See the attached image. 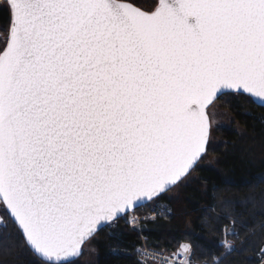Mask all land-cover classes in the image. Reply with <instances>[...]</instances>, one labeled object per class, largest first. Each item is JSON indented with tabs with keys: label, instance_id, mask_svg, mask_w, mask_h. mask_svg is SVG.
I'll return each instance as SVG.
<instances>
[{
	"label": "snow or ice",
	"instance_id": "6c2138e0",
	"mask_svg": "<svg viewBox=\"0 0 264 264\" xmlns=\"http://www.w3.org/2000/svg\"><path fill=\"white\" fill-rule=\"evenodd\" d=\"M0 13V224L33 264H77L121 220L142 234L136 210L207 158L216 101L264 108V0H0ZM220 219L207 260L191 243L136 253L221 264L213 250L250 241ZM258 252L264 264V240Z\"/></svg>",
	"mask_w": 264,
	"mask_h": 264
},
{
	"label": "trees",
	"instance_id": "16d2710c",
	"mask_svg": "<svg viewBox=\"0 0 264 264\" xmlns=\"http://www.w3.org/2000/svg\"><path fill=\"white\" fill-rule=\"evenodd\" d=\"M216 102L231 114L238 128L217 129L221 142L208 154L214 164L201 166L173 189L175 193H169L159 204L163 210L155 208L158 205L138 208L135 213L139 215L157 209L153 218L136 225L145 229L142 234L131 231L124 220L99 232L92 240L97 253L95 264H137L140 259L135 249L139 245L171 254L182 243L198 245L207 260L206 242L224 239L217 229L229 226V221L220 219L226 214L237 218L241 233L238 238L229 236L230 241L239 247L248 235L250 243L243 253L228 255L224 249L220 253L213 250L212 259H220L221 264H258V249L264 240V108L244 99ZM0 264H33L32 255L11 223L0 229Z\"/></svg>",
	"mask_w": 264,
	"mask_h": 264
},
{
	"label": "rangeland",
	"instance_id": "374dc122",
	"mask_svg": "<svg viewBox=\"0 0 264 264\" xmlns=\"http://www.w3.org/2000/svg\"><path fill=\"white\" fill-rule=\"evenodd\" d=\"M146 2L147 0H144L143 4ZM214 124L224 125V127H220V128H227L230 130H235L238 128V124L234 122L231 114L228 113L225 109H222L218 102H216V108L214 109ZM216 131L217 129L213 132L211 147H213L214 144H219L221 142V139L216 136ZM213 159H214L213 157L208 155L207 158L202 162L201 166L203 165L212 166L214 164ZM173 193H175L174 190L170 194ZM155 208H157L158 210H163L162 209L163 207L161 205H158ZM157 209H155L153 212H148L147 214H152V213L155 214ZM4 227L5 226L0 224V229ZM227 239L230 241L229 236L227 237ZM96 257H97L96 249L95 246L93 245V242L91 241L85 246L83 254L78 258V262L81 264H95ZM151 264H156V263L151 262Z\"/></svg>",
	"mask_w": 264,
	"mask_h": 264
},
{
	"label": "built area",
	"instance_id": "2783aa9c",
	"mask_svg": "<svg viewBox=\"0 0 264 264\" xmlns=\"http://www.w3.org/2000/svg\"><path fill=\"white\" fill-rule=\"evenodd\" d=\"M154 215L155 214H149V215H147L146 217H139V216H137L136 215V218H137V220H140V219H143V218H152V217H154ZM130 227H132L130 224H128ZM137 248H142L144 251H146V252H155V251H153V250H150V249H147L144 245H139V246H137ZM136 251V250H135ZM137 254V253H136ZM166 256L167 255H170V254H165ZM137 257H139V259L140 260H144V264H151V262H155L156 263V261H154V260H152L150 257L148 258V259H145L144 257H142V256H139V255H137ZM182 259V258H181Z\"/></svg>",
	"mask_w": 264,
	"mask_h": 264
},
{
	"label": "flooded vegetation",
	"instance_id": "af4514ba",
	"mask_svg": "<svg viewBox=\"0 0 264 264\" xmlns=\"http://www.w3.org/2000/svg\"><path fill=\"white\" fill-rule=\"evenodd\" d=\"M144 0H137V3L143 4Z\"/></svg>",
	"mask_w": 264,
	"mask_h": 264
},
{
	"label": "water",
	"instance_id": "95a60500",
	"mask_svg": "<svg viewBox=\"0 0 264 264\" xmlns=\"http://www.w3.org/2000/svg\"><path fill=\"white\" fill-rule=\"evenodd\" d=\"M255 105H257V104H255ZM258 106V105H257Z\"/></svg>",
	"mask_w": 264,
	"mask_h": 264
}]
</instances>
